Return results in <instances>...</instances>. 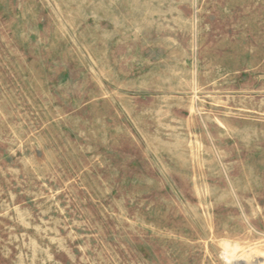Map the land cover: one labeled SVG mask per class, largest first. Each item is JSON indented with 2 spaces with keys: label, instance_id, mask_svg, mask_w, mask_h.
<instances>
[{
  "label": "rangeland",
  "instance_id": "rangeland-1",
  "mask_svg": "<svg viewBox=\"0 0 264 264\" xmlns=\"http://www.w3.org/2000/svg\"><path fill=\"white\" fill-rule=\"evenodd\" d=\"M0 264H264V0H0Z\"/></svg>",
  "mask_w": 264,
  "mask_h": 264
}]
</instances>
